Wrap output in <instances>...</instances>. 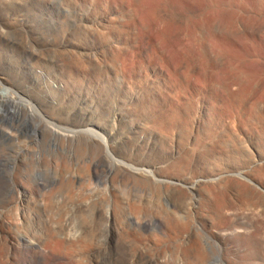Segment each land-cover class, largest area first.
I'll return each mask as SVG.
<instances>
[{"label": "rangeland", "instance_id": "obj_1", "mask_svg": "<svg viewBox=\"0 0 264 264\" xmlns=\"http://www.w3.org/2000/svg\"><path fill=\"white\" fill-rule=\"evenodd\" d=\"M108 1L110 0H11L10 2L8 0H0V27H2V29L0 28V70L8 74L17 83V85H14L15 88L14 86L9 88L20 93V96L27 101L31 99L33 102L34 96L37 97L39 93L36 89L27 88L28 84L26 82H28L32 73L37 72V70V73H50L54 80L59 82L58 85H61L56 92L57 110L55 109L53 114L57 130L60 133L62 132L61 134L63 135L69 134L70 130H92L100 137L107 139L111 156L118 159L112 157V160L107 155L102 145V139L98 136L70 134L71 136L66 139L62 136H52L40 117L22 113V110L13 111L16 108H20L19 104H0V210L3 211H0V213L10 214L11 211L8 208L12 206L10 198L12 200L14 196L16 184L38 181L41 183L43 191L47 187L43 196L36 203V212L42 224L49 221V218L50 220L53 218L49 213H52L51 215H54V217L56 215V218L65 216L70 212L69 206L85 202L84 198L90 201L97 197H99L98 199H104L105 197V200L109 198L115 199L120 205L121 213L123 211L122 214L127 218H134L132 216L133 213L136 217L137 215L140 217L144 212L143 216L140 217L142 220L144 218L143 232L152 235L156 234V237L162 239L170 235L168 239L166 238L168 241L165 239L166 257L169 258L167 260H170V264H190L188 263L190 260H192L190 261L191 264L195 263V256L187 253L188 238L198 240H195L198 244V254H200L197 256L204 257H202L204 263L201 262L202 258H199V264L200 262L201 264H264V250L259 246L264 232L260 231L259 233L253 228L255 224H264V207L253 204L247 198H236L234 199L235 202L232 199L230 203L223 205V203L215 199L214 195L207 194L205 191H201L196 197L190 193V195L182 196L181 198V196L169 192L170 190H167L163 185L161 186L144 177H136L130 171L132 169L156 170L158 177L162 179H168L169 173L182 171V174L186 173H184L186 178L193 179L195 178L194 176L198 177L199 173L204 171L208 172L226 166H234L239 161V163H242L241 160L243 158L241 156L240 160L237 161L234 160L235 156L231 153L219 154L215 149L217 141L225 149H228L231 143L230 140H236L238 147L243 144L240 147L241 149L244 148V143L247 142L246 138H243V140L241 138H226L229 130L225 127V123L221 118L214 117L213 127L211 122L209 126H205L200 130L193 128L194 119L198 118L199 121L200 113L211 108V103L213 102L209 93L203 94L199 90L201 86L202 88L205 86L206 73L204 70L214 58V49L222 43L217 35L220 32L216 23L218 16L222 15V13H219L223 10L222 4L219 3L221 10L215 8V11H213L203 0H192L190 3L189 0H142L144 14L137 25L132 28V22L134 23V21L131 19H133L134 15L131 13L137 7L138 0H112L119 10V15L116 14V17L118 19L121 18L120 20H123L122 22L124 23L129 21L127 23L130 27L127 30L129 31V36H127L129 39L126 43L128 45H124V48L129 51V54H133L132 56H136L138 60H141L142 66L146 67L150 72L155 83L154 85L152 84L153 92L160 91L164 95L170 96L168 97L169 99L183 98L181 99V110L171 108L170 112H168L169 117L166 120V125H162L155 122L153 117V110L157 109V114L161 112L160 108L156 107L158 106L157 100L154 99L152 105L146 102L138 103L137 96L141 92L140 81H135L136 79L125 76L117 60L109 57L100 66L93 64L95 60L92 59L93 61H90L88 59L89 54L93 53L94 55L99 51V45L102 42L95 37L103 30L100 29L94 32L95 28L91 23V25L86 23V20L95 21L102 19L101 16H108L106 6ZM164 2L167 3V6H165ZM255 2L260 6L262 1L256 0ZM14 3L15 5H13ZM256 3L253 4L256 5ZM162 6L166 9L165 13L162 11ZM130 11L132 12L130 13ZM136 26L138 29H136ZM3 29L4 32L7 31L5 34L2 32ZM135 30H137L138 34ZM213 31L216 34L212 33ZM5 35L8 36L5 37ZM216 38L219 41L217 40L215 43ZM133 41H136L137 44L133 43ZM139 41L140 43H138ZM132 44L133 46H131ZM128 46L131 47L129 48ZM146 46L149 48V52H154L155 54L153 61H149V52L146 51ZM132 51L133 53H131ZM83 64L85 66L82 67ZM116 71L118 72L116 73ZM164 72L168 74V77L166 75V78H164ZM222 75L219 76L221 81L225 79V75ZM6 88H1L0 94L6 93ZM21 91L23 92L21 93ZM191 95L195 99H201L198 102V109L195 114L189 111ZM254 115H251L250 118L253 119ZM45 120H51V118L47 117ZM214 128L216 131H214ZM254 139L262 140V142L264 140V138ZM230 151L232 150L228 152ZM113 162L125 166L121 168L115 165L116 169L114 170L117 171L114 172L120 175H118L116 180H112L108 173ZM131 164L133 168L130 166ZM88 167L90 170L92 169V175L91 173L89 174L90 170H88ZM124 168L125 170H123ZM73 174L76 176V180L74 176H71ZM130 174L133 176L131 177ZM70 176L72 177L71 180ZM91 176L94 181L90 179ZM88 178L89 181L85 182ZM128 179L133 180V183H130ZM141 179L142 181H140ZM127 180L129 181L128 183ZM71 181L75 182L73 185L77 184L79 186L68 185ZM84 183L85 187L91 184L92 190L87 187L86 191ZM69 186L71 188L77 187L75 188L76 191L72 188L75 191L74 194V191L69 190L71 188L68 189ZM65 188L70 191L66 190L67 193L69 192L68 195L70 193L73 195L68 196ZM77 189H81L79 192L83 191L82 194ZM93 189L96 190L94 191ZM46 190L49 192L46 193ZM86 192H90V194ZM91 192H95V195H92ZM45 194L49 195V197H46ZM43 199H45L44 202H42ZM68 200L72 201L69 203ZM67 201L69 205H67ZM71 202L74 203L72 204ZM135 205L137 208L140 206L138 211L137 208L134 210ZM130 206L131 210H128ZM45 208L47 209L45 210ZM190 208H192L193 212H190ZM217 208H221L222 211ZM135 211H141L142 213H135ZM60 212L63 213L59 214ZM224 213L229 218L228 222L223 219L222 215ZM147 214L151 217L148 216L149 218H146ZM253 215L257 219H261H259L260 223L255 220L256 218H253ZM47 216L50 217L48 218ZM251 216L253 217L251 218ZM9 217L11 219L14 218L12 214ZM31 228V225L24 226L25 232H30ZM167 228H170L169 230L171 231ZM247 229L249 232L246 231ZM234 230L238 231L235 232ZM254 231L256 234H253ZM166 232L169 233L167 234ZM249 233L251 236L256 235L255 238L257 239H254L253 236V242L246 246L244 242L241 243V240L239 241V238H245ZM109 241L112 245L117 244L116 238ZM152 247L155 248L154 245Z\"/></svg>", "mask_w": 264, "mask_h": 264}, {"label": "bare ground", "instance_id": "obj_2", "mask_svg": "<svg viewBox=\"0 0 264 264\" xmlns=\"http://www.w3.org/2000/svg\"><path fill=\"white\" fill-rule=\"evenodd\" d=\"M8 1L10 2L11 0H8ZM86 1H94V0H86ZM113 1L110 0L107 2L108 5H106V6H107V11H108V16L107 15L101 16L102 19H98L95 21L91 20L92 22L90 20L89 21L86 20V23H88V24L91 23L92 26L95 28L94 32L98 31L100 29L103 30V32H101L99 35H97L95 37V38L100 39L102 42V44L99 45V51L96 52L94 55H93V53L89 54L88 59L90 61L95 60V62L93 64L94 65H100V66L102 65V63H105L106 59L109 57H111L114 60H117L120 63V69H122V72L124 73L125 76H127L128 78H132L134 80L136 79L135 81H137V80L140 81L139 87L141 88V92L138 93L137 102L138 103L146 102V103H149L152 105V103H153L152 101L154 99L157 100L158 106H156V107L160 108L159 110H161V112H160V114H157V112H156L157 109L153 110L154 121L158 122L159 124H162V125L165 124L166 125V123H167L166 120L169 117L168 112H170L171 108H174L176 110H179V109L181 110V107H182L181 99H183V98L180 99V97H179L178 99H174L171 97L172 99H169L168 97H170V96L164 95L160 91L153 92L152 84L154 85L155 83L153 82L154 80H153L150 72L148 71V69H146V67L142 66L143 64H142V62H140L141 60H138L136 58V56H132L133 54L132 55L129 54V51L127 50L128 51L127 52L124 48V45H126L128 39H129L127 37V36H129L128 35L129 31H127V30L130 29L129 25L127 24L129 21L128 22L126 21L127 23H124V22H122L123 20L122 21L120 20L121 18L118 19V17H116V14L119 15V13H118L119 10ZM130 1H129V3H131ZM135 1H137V0H135ZM158 1H161V0H158ZM190 1H192V0H189V3H190ZM203 1L206 3V5L211 10L213 9V11H215L214 10L215 8L220 9V4L223 5V6L221 5V7H223L222 12L220 11L221 9L219 10L220 11L219 13H222V15L220 14L221 16H218V18L216 20V23L218 24V29H219L218 31L220 32V34H217V35L219 36L218 38H220V40H221L220 42H222V43L217 45V47L214 49V51H215L214 58L211 61V63L208 66H206L207 68L204 70L206 73L205 74V80H204L205 86L203 88L201 86V88L199 90V92L203 93V94L209 93V95L211 96V99L213 100V102L211 103V108H209L207 111H205L203 113H200L199 121H198V118L194 119L193 128L200 130L201 128H204L205 126H209L211 122H212L211 126L213 127V122H214L213 120H215L214 117L221 118L225 123V127L229 130V133L226 136V138H241L242 140H243V138H246L247 140L246 139H244V140H246L247 142L244 143L245 146L243 149H241L240 147H242V145H243L242 143H241L242 145L240 147H238L236 140H234V141L230 140L231 143L229 144L228 149H225L223 146L220 145L221 143L219 141H217L215 144V149L218 151L219 154L220 153H222V154L231 153L232 155L235 156L234 160H237V161L240 160L239 158L241 156L243 158L241 160L242 163H239L240 161L239 162L236 161L237 163H235V164H237V165H234V166H226L224 168H218V169H214V170L208 171V172L204 171V172L199 173L198 177L194 176L195 178H193V179L186 178L184 176V173H185L184 171H183L184 172L183 174L181 173L182 171H180V172L178 171L176 173H169L168 179H162L161 177H158L156 170H150V169H132V170H130L131 168L129 170L132 172V174L134 176L144 177L150 181H153L154 183L160 184L161 186L163 185L167 190H170L169 192H173L176 195L181 196V198H182V196L190 195V193L195 195V197H196V195L198 193H200L201 191H205V192H207V194L209 193V194L214 195L216 198L214 196L213 197L215 199H217L218 201H220L221 203H223V205L230 203L232 199L235 202L234 199H236V198L237 199L238 198H247V200L249 199L250 202L251 201L253 202V204L255 203V204H258V205H261L262 207H264V146H263L264 140L262 142V140L254 139V138H264V1L261 0L262 2L260 3V6H258V4L255 2L256 0H203ZM259 2H260V0H259ZM137 3H138L137 5L135 4L137 7H135V9H133L134 7L132 8L133 13H131L132 11H130V13L132 15H134L133 19H131L132 21H134V23L132 22V25H133L132 28H134V25H137L138 21L140 20V18L144 14V7L142 4V0H138ZM253 3H256V5H254ZM166 4L167 3H165V6H167ZM13 5H15V3ZM17 6H15V7H17ZM165 10H166L165 7H163V10H162L163 13H165ZM178 15H180V14L178 13ZM129 19H130V17H129ZM13 25L15 26V24H13ZM4 27H5V25H4ZM0 28L2 29V27H0ZM136 29H138L137 26H136ZM2 32H3V34H5V32H7V31L4 32V29H3ZM135 32L138 34L137 30H135ZM134 33H132V34H134ZM212 33L216 34L214 31ZM7 36L5 35V37H7ZM139 38H140V36H139ZM222 38H224V39H222ZM26 40H30V39H26ZM217 40L219 41V39L216 38L215 43ZM143 41H144V39H143ZM20 42H22V41H20ZM28 42H30V41H28ZM23 43H24V41H23ZM133 43H136V41L135 42L133 41ZM138 43H140V41ZM41 44H44V43H41ZM131 46H133V44ZM24 49H26V48H24ZM42 49H43V46H42ZM68 50H70V49H68ZM44 51H45V49H44ZM146 51L147 52L150 51L148 47L146 48ZM131 53H133V51ZM149 53H151V54H149ZM149 53H148L149 61H153L155 54H154V52H149ZM91 57H93V58H91ZM84 60H86V59H84ZM112 62H113V60H112ZM108 63H110V62H108ZM59 64H61V63H59ZM83 66H85V65L83 64L82 67ZM102 68H103V66H102ZM37 72H38V70H37ZM37 72L32 73V76L30 77L28 82H26L28 84L27 88L36 89L39 93V95L37 97L34 96L35 99L32 102L31 99L29 101H27L26 99H24L23 97L20 96L21 95L20 93L12 91L9 87L17 85V83L15 82L14 79H11V77L8 74H6L2 70H0V89L7 87L6 91H5L6 93L0 94V104L1 105H7L8 103L19 104L20 108H16L13 111L18 112V110H22V113L24 112L25 114H28L30 116L34 115L36 117H40L43 120V123L46 125L49 132H51L50 135H52V136L53 135H55L57 137L62 136V137H64V139H66L67 137H70L71 135H83L84 136L85 134L90 135L91 137H93V136L100 137L96 132H94L92 130H81V131H71L70 130L69 134H65V135L61 134L62 132L60 133L57 130V127H56L54 120H53V114H54V111H55L56 106H57L56 92H57L58 88L61 87V85H58L59 82H56L50 73H47V72L37 73ZM117 72L118 71H116V73ZM222 74L225 75V79H223L221 81V77H219V76ZM166 75L168 77V74L165 73L163 75L164 78H166ZM64 77H65V75H64ZM122 77H123V75H122ZM222 77H223V75H222ZM59 80H60V78H59ZM49 82H52V83H49ZM124 82H126V81H124ZM130 82L132 83V81H130ZM127 85H129V84H127ZM14 88H15V86H14ZM25 90H24V94H25ZM194 91H195V89H194ZM22 92L23 91H21V93ZM28 92H30V91H28ZM24 94H23V96H24ZM27 95H29V94L27 93ZM30 95H32V94H30ZM27 98H28V96H27ZM191 98L192 99L190 100L189 111L191 113L195 114V112L198 109L197 108L198 102H200L201 99L200 98H199V100L195 99V98H193V96ZM154 107H155V105H154ZM252 113L256 115V116L254 115V117L252 116L253 119L250 118V116L253 115ZM44 117H45V119L47 117H50L51 120H45ZM214 131H216L215 128H214ZM49 132H48V134H49ZM73 137H75V136H73ZM149 137H150V135H149ZM100 139H102V145H103L107 155L112 159V157H114V156H111L110 145L106 141L107 139H104L102 137H100ZM142 140H144V139L142 138ZM196 143H197V141H196ZM238 143H240V142H238ZM171 145H173V144H171ZM104 149L102 148V150H104ZM229 150H232V151L228 152ZM112 155H113V153H112ZM195 156H196V154H195ZM109 157H108V159H109ZM103 159H105V158H103ZM115 159H117V158H115ZM109 162H111V161L109 160ZM121 163L123 164V162H121ZM115 165H118L121 168H122V166H124V165H119V163H117V162H113L110 170L108 171L109 176L112 180L118 179V175H119V174H116L114 172V171H117V170H114V169H116ZM130 166H132V164ZM175 166H177V165H175ZM55 168H57V167H55ZM90 168H91V166H90ZM127 168H129V167H127ZM132 168H133V166H132ZM88 170H90L89 167H88ZM91 170L89 171V174L91 173ZM123 170H125V168ZM176 170H177V168H176ZM104 171H106V170H104ZM121 171H122V169H121ZM127 171H128V169H127ZM197 172H199V171H197ZM125 173L127 174V172H125ZM97 174L99 175L98 171H97ZM120 174H121V172H120ZM91 175H92V173H91ZM133 175H131V177ZM71 176H74V174ZM71 176H70V180L72 178ZM87 176H90V175H87ZM105 176H106V174H105ZM125 176H128V175H125ZM75 177L76 176H74V178ZM67 179H69V178H67ZM90 179L92 180V176ZM75 180H76V178H75ZM128 180H130V179H128ZM128 180H127V183L129 182ZM73 181H74V179H73ZM84 181H85V179H84ZM88 181H89V178L85 182H88ZM92 181H94V180H92ZM121 181L123 182L125 180H121ZM121 181H119V183H121ZM132 181L130 180V183ZM140 181H142V179ZM74 183L75 182L71 181V183L68 184V182H67V184L70 186H71V184H72V186H75V185L77 186V184L73 185ZM81 184H83V183H81ZM138 184H139V182H138ZM70 186L68 187V189L71 188ZM85 186L86 185L84 183V187ZM90 186H91V184H90ZM90 186L88 185L87 187H90ZM53 187H52V189H53ZM64 187H67V186H64ZM77 187H75V188H77ZM84 187H83V189H84ZM87 187H85L86 191L88 189ZM72 188H74V187H72ZM72 188L69 190L71 191ZM75 188H74V190L76 191ZM104 188H105V186H104ZM45 189L43 191L41 183H39L38 181L27 182V183L15 185L14 196L12 195L13 196L12 200L10 198V201H11L10 203H12L11 204L12 206H11V208H8V209H10L9 211H11L10 214H12L14 218L11 219V217H9L10 214L8 215L6 213H0V264H168L170 262V260H167L169 258L166 257L167 254H166V248H165L166 247L165 246L166 245L165 239L169 238L170 235H167L169 232H166L167 236H166V238L164 237L163 239L156 237L155 236L156 234L152 235V234H147L146 232H143L142 227H143L144 218L142 220V218H140V217L143 216L144 212L142 213L141 211H139L140 213H142L140 215V217L138 215L136 217V215L134 213L132 215L131 214L132 212H131L130 215L134 216V218L133 217H131L133 219H131L129 217L127 218L122 214L123 211L121 213L120 205L115 199L109 198L108 200H105V197L103 196L104 199H98L99 197H97L96 199H93L90 201H88L87 198L86 199L84 198L85 202H81L78 204L75 203V205L73 204L74 202L73 203L71 202L73 205L71 204L72 206H69L70 212L67 215H65V216L59 215V214L63 213L64 211L60 212L58 215L62 216V217H57L58 218L57 219L56 215L54 217V215H51L52 213H49V211H48L50 216H53L54 219L51 217L53 220L52 219L50 220V218H49L50 216H47L49 218V221L42 224L41 223L42 221L40 222V219L38 218V213L36 212V210H37L36 209L37 208L36 203H37L38 199L41 196H43ZM81 189H79V190H81ZM66 190H67V188H65V191ZM69 190H67V191H69ZM74 190H72V191H74ZM79 190L77 189L78 192H79ZM91 190H92V188H91ZM67 191H66V193H67ZM75 191L73 192V194L75 193ZM48 192L49 191L46 190V193H48ZM82 192L83 191H81V193L80 192L79 193L82 194ZM68 193H67V195H68ZM86 193L90 194V192H86ZM94 193H92V195H95ZM71 194L72 193H70L68 196L73 195V194L72 195ZM89 194H87V195H89ZM85 195H84V197H85ZM45 196L49 197V195L47 196L46 194H45ZM68 196H65V197H68ZM88 198H89V196H88ZM44 200L45 199H43L42 202H44ZM211 200H214V199H211ZM68 201L70 203V201H72V200H68ZM68 201H67V203H68ZM79 202H80V200H79ZM215 202H217V201H215ZM47 203H49V202H47ZM69 203L67 205H69ZM191 203H195V202H191ZM8 204H9V202H8ZM223 205H221V206H223ZM139 207L137 208V206L135 205L134 210H135V208H137V211H138ZM67 208H68V206H67ZM132 208H133V206H132ZM46 209L47 208H45V210ZM191 209L192 208H190V212L192 211ZM217 209L221 210V208H217ZM224 209H226V208H224ZM64 210H66V209H64ZM69 210H67V211H69ZM128 210H131V206H130V209H128ZM128 210H126V211H128ZM0 211H2V210H0ZM137 211H135V213ZM226 211H227V209H226ZM50 212H52V211H50ZM139 212H137V213H139ZM45 213H46V211H45ZM228 213L230 214V212H228ZM232 214H233V212H232ZM248 215H250V214H248ZM148 216L149 215L147 214L145 217L147 218ZM222 216H223L224 221H226V222L229 221V218L225 213ZM253 216H251V218ZM149 217H151V216H149ZM253 218H256V217L254 216ZM259 219L256 218L255 220H257V222L260 223ZM167 220H170V219H167ZM255 223H256V221H255ZM25 225H26V227L29 225L32 226L30 232H25V229H24ZM169 225H171V224H169ZM149 226H150V224H149ZM181 227H182V224H181ZM253 228H255L256 231H259V233H260V231L264 232V224H261V223L255 224ZM167 229L169 230L170 228H167ZM240 229H239V232H240ZM179 230H181V229H179ZM185 230H186V226H185ZM169 231H171V230H169ZM237 231H235V232H237ZM246 231H248V229ZM250 231H252V230H250ZM181 233H184V232H181ZM253 234H256L255 231ZM175 236H176V234H175ZM190 236H191V234H190ZM253 236H251V234L249 233V235L246 236L245 238L244 237L239 238V241L241 240L240 242L241 243L244 242L247 246V244L248 245L251 244L254 239H257V238H255L256 235L254 236V239L252 238ZM196 237L199 238L198 236H196ZM114 238L117 239L116 245H112V243L109 241V240H112ZM176 239H177V237H176ZM185 239H187V238H185ZM188 239H189L190 243L188 242L189 245L187 248V253L195 256L194 258L196 260H195V263L193 262L194 264H199V258H202L203 256L202 255H201L202 257L197 256V255H200V254H198V244L196 242L198 240L195 239L196 240L195 241L192 238H188ZM261 240L262 241L260 242L259 246H261V248H263V250H264V235H263V238ZM169 241H170V239H169ZM235 242H237V241H235ZM172 243H174V242H172ZM183 243H184V241H183ZM152 245H154L155 248H153ZM236 246H237V244H236ZM186 247H187V245H186ZM199 252H200V250H199ZM167 253H168V251H167ZM186 256H187V254H186ZM203 258L201 259L202 263H204ZM190 261H192V260H190ZM190 261L189 262L187 261V262L191 264ZM201 262H200V264H201ZM171 264H173V263H171Z\"/></svg>", "mask_w": 264, "mask_h": 264}]
</instances>
